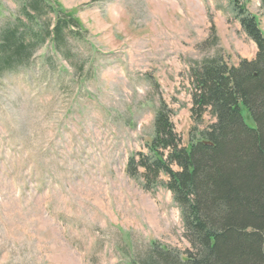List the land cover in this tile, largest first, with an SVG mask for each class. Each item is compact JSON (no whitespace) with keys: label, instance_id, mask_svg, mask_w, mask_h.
Wrapping results in <instances>:
<instances>
[{"label":"rangeland","instance_id":"obj_1","mask_svg":"<svg viewBox=\"0 0 264 264\" xmlns=\"http://www.w3.org/2000/svg\"><path fill=\"white\" fill-rule=\"evenodd\" d=\"M21 1L0 0V29L25 20ZM56 1L82 29L0 74V264H141L154 243L184 253L172 192L145 189L129 158L147 152L162 102L184 144L211 123L192 116V68L252 60L256 43L231 0ZM242 4L264 33V0Z\"/></svg>","mask_w":264,"mask_h":264},{"label":"trees","instance_id":"obj_2","mask_svg":"<svg viewBox=\"0 0 264 264\" xmlns=\"http://www.w3.org/2000/svg\"><path fill=\"white\" fill-rule=\"evenodd\" d=\"M242 1L231 0L258 47L255 58L228 65L214 57L190 72L192 116L200 123L205 114L214 120L193 127L184 144L172 109L162 102L147 152L129 158L128 173L140 176L145 189L161 185L172 192L191 245L178 253L154 243L141 264H264V33ZM21 14L25 20L0 29V74L26 64L47 41L62 49L68 27L82 29L56 0H22ZM44 14L53 19L43 21Z\"/></svg>","mask_w":264,"mask_h":264}]
</instances>
